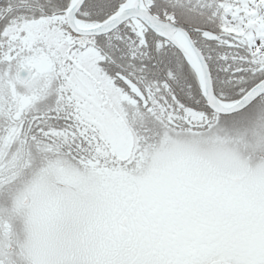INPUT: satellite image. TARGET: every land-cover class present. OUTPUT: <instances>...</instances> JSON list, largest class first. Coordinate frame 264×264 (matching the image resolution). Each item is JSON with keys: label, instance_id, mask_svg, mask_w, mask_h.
Here are the masks:
<instances>
[{"label": "snow or ice", "instance_id": "6c2138e0", "mask_svg": "<svg viewBox=\"0 0 264 264\" xmlns=\"http://www.w3.org/2000/svg\"><path fill=\"white\" fill-rule=\"evenodd\" d=\"M0 264H264V0H0Z\"/></svg>", "mask_w": 264, "mask_h": 264}]
</instances>
